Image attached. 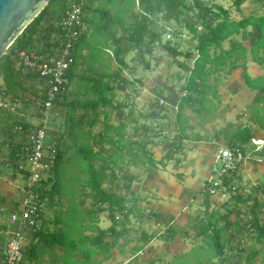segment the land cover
Masks as SVG:
<instances>
[{
    "label": "crops",
    "instance_id": "1",
    "mask_svg": "<svg viewBox=\"0 0 264 264\" xmlns=\"http://www.w3.org/2000/svg\"><path fill=\"white\" fill-rule=\"evenodd\" d=\"M105 1L107 4L110 2L115 4L109 6L111 9L114 6L120 7L125 2V0H87L86 7L88 5L92 6V17L95 16L96 8L94 9V7L98 5V2ZM216 1L214 0V2ZM135 2L131 8L124 11L125 16L123 17L127 22L135 19V12L140 10L138 0H135ZM222 6L230 11L232 20L238 22L249 19L250 22L241 28L239 33L226 40L221 49L210 52L209 60L204 61L202 88L198 91L191 90L192 99L195 100L197 97L195 103L192 102V99L191 101L183 99V95L187 92L183 89V86L187 81L188 71L193 67L194 61L198 57V52L195 50L197 41L190 40L192 41L191 44L193 43L192 45L195 44L194 48L191 44H189L190 49L186 50L179 46L181 51H191L190 57L178 56L172 58L166 48L159 45L155 49L153 57L149 58L150 69L137 70L139 76L149 74L155 76L157 74V79L154 80L152 86L156 94V101L151 105L152 111H140L139 119H135L129 117L132 109L127 112L126 106H124L121 109V115H116L115 120L113 117L114 112H112L111 123L117 125L123 122L126 125L125 130L133 124V129H137V138L149 140L150 145L154 143L155 139H158L157 134L162 133L164 136L161 135L154 145L161 146L165 142L169 143L168 150L171 152L169 159L166 160V154L163 158H154V152L150 150L157 162L162 160L164 163H159L162 166L157 165L155 168L145 169L142 167L144 170L139 180L141 185L144 186L145 194L141 195L138 190L130 192V195L135 194L137 208L130 212L124 224L122 222L124 228H122V224L115 227L114 230L120 232V237L115 246L109 252H100V254L99 252H93L92 260L88 263L83 258V252L76 251L68 254L58 243L53 246L43 244L41 240L44 233H61L66 230V225L57 221V217L62 215L67 208V197L56 195L53 200L45 199L44 210L35 228L22 229L24 257L28 255L31 258L30 264H151L152 262L154 264H177L178 258L188 256L190 252H208L211 248L207 242H205L204 247L202 246L203 243L201 244V242L203 240L201 237L196 236L197 229L195 225L198 223L197 215H200L204 209L201 194L207 191L204 187L206 179L204 183L199 185L200 187H195L188 182L187 185H184L168 178L166 169L169 168L171 160H178L175 156L179 152L185 156L187 163L186 165L178 163L175 169L187 166L188 158L191 156L199 160L204 159V162L212 167L218 150L223 147H237L244 155V160L236 169L234 179L229 182V185L235 188L233 194L238 195V197L229 198L231 196L230 192L228 193L222 189L214 193L211 198L210 210H218L222 215L229 213L228 220L234 223L225 231V235L231 238L232 241L230 240L231 242L226 245L224 252H264V235L259 234L258 231L249 232V229L244 228L245 224L249 223L247 222L249 218L254 219V215L256 216L255 221L257 219L260 225L264 224V0H246L239 9L233 6L230 7V5ZM235 12L236 14L233 15ZM160 15L161 13H158L157 16ZM84 17H86L85 13ZM84 24V30L79 40V45L82 46L81 56L78 59L79 66L75 68V72L80 73L85 67V55L89 53L90 49L98 50L96 53V55L98 54V60L94 64L96 71L105 72V66L115 69L113 64L116 66V63L109 59V54H111L109 40H106L109 47L104 48L106 47V33L101 34L104 37L102 41L94 42L92 40V28H87L86 23ZM158 24L161 25V21ZM52 27L50 26L44 31L48 33ZM186 36L190 39V36L187 34ZM60 41L62 42L61 39ZM60 41L52 43V46L48 47L49 42H54L53 36H50L49 42L43 41L39 46L47 48V55L58 54L61 47ZM101 50L106 53H101ZM162 51L166 58L170 59L169 62H166V67L171 68L176 65L181 72L185 73V79L183 73L176 72L172 73L171 76L167 75L166 80L171 85L162 84V79H164L163 61L160 60L162 59ZM130 54L126 56L128 65H137L136 62L130 59L131 57L129 58ZM152 61H155L154 65ZM169 77H171V80ZM174 78L179 82L184 79L183 84L181 86L174 85L173 82H170ZM77 81L81 82L83 80L79 76ZM123 87L118 85L117 88L122 89ZM175 87H177L176 93H179L178 96H175ZM166 92H171L172 97H167L163 102L162 97L166 95ZM118 111L116 110V112ZM169 112L174 113L173 122L168 120L167 114ZM147 113H151L154 118L145 119L142 117L143 114ZM133 121L135 123H132ZM148 126L151 129L150 133L146 135ZM48 135L47 141H49ZM148 135H150L149 138ZM22 136H20L21 140L10 138L7 140L8 142L5 141L6 143H3L4 140L0 141L1 150L4 146L8 148L7 155L0 157V165L5 167L6 172H10L9 174H16V176L12 174L11 177L8 175L7 184L0 185L3 186L0 188V213L2 216L5 211L9 212V216L16 203L24 195L21 186L19 190L14 186L13 180L17 177V172L12 170H15L13 161L17 157H12L9 152L11 147H16V153H20L19 150L21 147L23 149L24 143V137ZM55 141L53 136V142L49 143L48 148H52ZM102 149H107V152H102ZM96 150L107 156L112 154L114 149L102 145ZM190 153L191 155H189ZM206 153H208V156L205 155L202 159L200 154ZM45 158L47 162H50L48 157ZM10 166L13 167L12 170L9 169ZM129 173V167L115 170L116 183L120 186L121 194L123 192L120 179L126 178ZM2 174H0V183L3 177ZM209 175L207 174V177ZM19 176L22 180L21 175ZM133 178L131 177L132 181ZM135 178L137 179V176ZM155 178L156 184H153L151 180H155ZM187 180L190 182L189 179ZM227 187L224 186V188ZM14 195L15 197L18 195L20 199L16 198L15 200ZM196 197L200 199V202L193 209L194 201H198ZM224 197L225 200L219 205L218 201ZM162 198H174L175 201L170 200L166 202L167 205H162ZM86 206L83 205L82 207L84 212H87L93 218L92 213L89 212V202ZM147 206L149 207L147 208ZM223 209L225 212H222ZM96 218L97 220L90 222V228H87L84 232L83 223L82 225L79 224L80 229L73 232L76 240L80 239L82 234H85L89 236L90 241L95 245L94 237L99 233L102 234L104 243L114 241L117 233L114 230L113 232L109 231L112 220L108 215V211L98 209ZM223 222L224 220H221V225ZM236 223L242 228L241 234L237 232L240 228L237 227ZM3 228L5 232L0 234V248L3 247L11 233L19 229V225L15 223ZM147 239H149L148 242H146ZM157 242H160V248H156ZM195 242L197 244L194 246ZM96 243L101 245L100 242ZM62 246L69 245L63 242ZM182 252L187 253L180 255ZM25 258L24 263L28 264L27 257ZM0 264H2L1 254Z\"/></svg>",
    "mask_w": 264,
    "mask_h": 264
},
{
    "label": "trees",
    "instance_id": "2",
    "mask_svg": "<svg viewBox=\"0 0 264 264\" xmlns=\"http://www.w3.org/2000/svg\"><path fill=\"white\" fill-rule=\"evenodd\" d=\"M57 0H47V4L40 14L25 28V30L17 37L13 44L9 47L7 54L0 58V70L3 73V81L5 89L2 92L4 97H10L14 105L23 102L24 105L29 103L25 96L26 92L30 90L32 97L37 102L43 101L45 98V87L43 80L39 76L30 71H22L20 66H16L19 62V53L22 51H32L37 54L47 55V48H41L39 44L43 41H50V36H54V42H49L48 47L52 43L62 39V32L54 26L50 32H45L42 24L46 18H50L55 12L51 13V7ZM64 5H70L75 0H62ZM203 0H138L140 10L135 12L136 18L126 23H119V29H115L114 33H107L105 41L109 40L111 54H109L110 61L116 63V68L111 69L110 66H105V72L95 70V62L98 60L96 55L98 50L90 49L89 53L85 55V67L80 73L75 72L78 66V59L81 56L80 41L72 50L73 64L67 71L69 79V86L64 92H61L54 101V106L58 105L65 110L64 121L62 123L54 124L55 127L61 129V132L54 135L58 137L59 142H62V148H57V144L52 148H47L50 151L48 157L52 161V165L47 171V176L40 182V186L36 190L39 198L44 201L53 200L56 195H62L63 190L58 187L61 177L59 170L64 161L77 156L81 159L78 163L80 170V190L77 191L76 197L67 194L68 206L62 215H58L57 221L66 225L68 232L61 233H44L42 235L43 244L53 246L58 243L65 252H83L84 260L91 262L93 252H109L115 246L120 237V232H116V226L124 224L127 221L131 211H134L136 206L135 194L126 197L120 193V186L116 183V169H127L129 166L144 167L145 169L155 168L157 165L164 162H157L153 158V153L150 151L149 140L134 138H127L125 133V123L121 122L117 125L111 123L112 110H118L123 107V103L115 100V92L118 85L124 86L130 84V80L124 78L123 70L132 71V66L128 65L126 56L133 53L132 61L136 62L143 69H150L149 58L153 57L157 46L165 47L172 58L178 56L190 57V52L181 51L177 42L172 40L181 38L182 31L185 29L190 40H196L197 44L195 50L198 52V57L195 59L193 67L188 71L187 81L183 89L187 92L183 95V99L191 101L193 94L191 90H200L202 88V75L204 61L209 60L210 52L217 51L222 48L226 40L231 39L232 36L240 32V29L246 26L249 19L234 21L230 17V11L224 8L221 4L211 0L210 3L204 4ZM246 0H231L232 6L239 9ZM68 5V6H69ZM86 7V6H85ZM85 12V8H84ZM158 13L167 17L169 20L179 26L178 30H168L163 24L159 25L160 18ZM57 17L60 15L57 13ZM83 13V20H84ZM85 22V21H84ZM120 31V32H119ZM169 32L173 35L172 39H167L162 42V37ZM119 33V34H118ZM168 33V34H169ZM81 38V37H80ZM80 40V39H79ZM107 49L108 43L105 42ZM109 47V46H108ZM103 53L104 50H101ZM99 53V54H101ZM106 53V52H104ZM96 57V58H95ZM183 66L185 64H182ZM81 77L83 81L78 82L79 90L75 93L70 91V87L74 79ZM25 79L36 81L41 85V88L35 86H25ZM40 79V80H39ZM140 79L133 80V84ZM34 84V83H33ZM73 94L72 98H69ZM84 95L83 99H80ZM197 99V97H196ZM196 99H192L195 103ZM181 106V104H180ZM0 111H4L0 108ZM7 112V111H6ZM10 112V111H8ZM18 114V113H17ZM145 119L152 118L151 113L143 114ZM154 118V117H153ZM26 121L15 120L11 124H5L3 127L9 136H12L14 126H26ZM96 128V131H95ZM151 127L148 126L146 130L150 133ZM137 130V129H136ZM49 132V130H48ZM148 138L150 135L147 136ZM147 138V139H148ZM63 140V141H62ZM7 142V141H6ZM3 142V143H6ZM6 145V144H5ZM8 145V144H7ZM102 145L112 147L113 153L107 156L102 155L99 150H96ZM237 148V147H230ZM12 149V150H11ZM16 147L10 148L9 152L12 157H17ZM22 149V147H21ZM21 149L19 150L21 152ZM169 153L166 159H169ZM71 160V159H70ZM236 170L234 172L220 176L216 180V184L212 186L216 193L224 189L231 197H238L233 194L234 187L229 185L231 179H234ZM67 176V175H66ZM59 180V181H58ZM109 186H105V184ZM204 187H207V181ZM224 186H228L224 188ZM85 189H88L86 191ZM202 193V192H201ZM225 194V193H224ZM214 194L205 191L201 194L202 206L196 223V236L207 240V244L211 248L212 254H201V252H190L188 256L178 258L177 264H213V257H220L228 260V252H224L226 245L232 241L231 238L225 235V231L233 222L228 220V214H220L218 210H210L212 203V196ZM74 198V199H72ZM89 199V212L92 213L93 218L87 212H84L83 205L85 200ZM108 211V215L112 220V226L109 231L113 230L117 233L114 241L103 242L102 234H97L95 245L90 241L89 236L82 234L80 239L73 236L74 230L80 229L79 224L83 223V232L90 228V222L97 220V210ZM249 218L245 229L248 231H258L259 234L264 235V224L260 225L256 219ZM60 219V220H59ZM252 219V220H251ZM65 220V222H64ZM221 220H224L221 225ZM254 221V222H253ZM253 222V223H251ZM65 223V224H64ZM121 225L124 228V225ZM237 227L240 225L236 223ZM35 228V227H34ZM242 228L237 232L242 233ZM239 234V235H240ZM231 240V241H230ZM52 241V242H50ZM149 239L146 240L148 242ZM63 242L71 246H62ZM96 242H100L97 244ZM70 243V244H69ZM230 250V249H229ZM256 253L253 252V256ZM234 255V254H233ZM251 256V257H253ZM189 261L187 262V258ZM203 257L205 260H202ZM249 257V259L251 258ZM86 263V264H88ZM151 264H154L152 262ZM161 264V263H158ZM228 264V263H227Z\"/></svg>",
    "mask_w": 264,
    "mask_h": 264
},
{
    "label": "rangeland",
    "instance_id": "3",
    "mask_svg": "<svg viewBox=\"0 0 264 264\" xmlns=\"http://www.w3.org/2000/svg\"><path fill=\"white\" fill-rule=\"evenodd\" d=\"M97 1V0H96ZM231 0H217L216 3H221L222 5L225 6H232L231 5ZM135 0H125V2L120 6H114L112 9L110 8L112 5H115L113 2H110L109 4H107V2H98V5H96V7H94L95 11V16H93V12L92 11V6L88 5V7H86L85 9V14L86 17L84 18V21L86 23L87 28H92L93 33H92V40L94 42H99L102 41L104 39V37L102 35H104V33H114L116 30L115 29H119L118 24L119 23H126L127 21L125 20V16L124 15V11L128 8H131L132 5H134ZM204 4L206 3H210L211 0H203L202 1ZM87 4V3H86ZM67 4L66 6L64 5V2L62 0H57L56 2H54L52 4L51 7V13L52 10L53 12H55L52 16H50V18L47 19L46 22H43V29H47L50 28V26H55L56 22L60 23L61 21V16L64 13V11L68 8ZM110 6V7H109ZM115 11V12H113ZM59 14L60 16L57 17L56 14ZM236 12L233 14L235 15ZM161 21V24H163L164 26H167L168 30H171L170 33L173 30H178L179 26L176 25L174 22H171L167 17L162 16V14L159 16ZM187 31L185 29H183V34L181 36V38L174 39L172 40L173 43L177 42L179 44V46L181 48H183L184 50L186 49H190L189 48V44H191L192 41H189L186 33ZM169 32H167L163 37H162V42H164L167 39H172L173 35L172 34H168ZM102 34V35H101ZM53 40H54V36H53ZM60 40H58L57 42H59ZM61 42V41H60ZM193 44V43H192ZM191 44V45H192ZM40 45V44H39ZM195 44L192 45V47L194 48ZM163 52V51H162ZM160 53V52H158ZM56 55V54H54ZM161 58L160 60L163 61L162 63V70H164V79H162V84H166V85H171L170 83L167 82L166 78L167 75L171 76L172 73H183V78L185 79V73L181 72V70L176 66L173 65L171 68H169L168 66L166 67V62L170 59L166 58V55L163 53H161ZM133 53H131L129 55V58L132 60L133 58ZM128 58V59H129ZM155 61H152V64L154 65ZM16 66H19V64L17 63ZM79 66V63H78ZM132 66V71H129L128 69L124 71V73L122 72L124 78L128 79V81L130 82L129 85H125L122 89L117 88V91L115 92V100L117 102H121L123 103V107L126 106V110L127 112L132 109V113L129 114V117H133L135 119H139L140 117V111L143 112H150L152 111L151 109V105L153 104V102L156 101V94L153 91V84H154V80L157 79L156 75L154 76V74H149V75H138L137 70L142 69V66H140L139 64L137 65H130V67ZM113 68H116V66L113 64ZM164 68V69H163ZM171 77H169L170 79ZM140 79V81H136L133 84V80H137ZM184 79L182 81H178L176 78H174L172 81L174 85L178 84L179 86H181L184 82ZM171 80V79H170ZM34 83V84H33ZM25 86L29 87L28 89L31 88V86H35L37 88H41V85L39 84V82L37 83L35 80L31 81L30 79L27 80L25 79ZM5 89V84L3 81V73L0 70V96H3V98H5V102L9 104V107H14L11 110H9L10 112H6V111H0V141L4 140L7 141L8 139L12 138V139H16V140H21L22 138L20 136H22L19 133H13L12 131V136L7 135V133L5 132L4 129V125L7 124H11V122H15V120H24V121H34V122H38V116L36 115L35 112V105L37 103V100L32 97V94L30 92V90H28L25 94L26 98H27V102L29 100V103L25 104L23 102H19V104L14 105L10 99V97H4V95H2L3 90ZM79 90V85L77 84V79H74V81L72 82V85L70 87V91H72L73 93L77 92ZM177 91V87H175L174 92L176 93ZM166 95H164V97H162V101L164 102L165 99L167 97L171 98L172 93L171 92H166ZM179 94V93H178ZM178 94L176 93L175 96H178ZM74 95L71 94V96L69 98H72ZM84 95L81 96L80 99H83ZM122 107V108H123ZM118 109L116 112V110H112V112H114L113 117L114 120L116 119V115H121V109ZM52 113L49 117L48 120V130H49V141H47V148L49 147V143L51 144L53 142V136L55 134H58L61 132V129H58L57 127H55L54 124H58V123H62L64 121V116H65V110L63 108H61L58 105H55L52 109ZM130 112V111H129ZM19 113V114H17ZM23 115L24 117L20 116ZM168 116V120L171 122H173V117H174V113H170L167 114ZM170 118V119H169ZM111 119H112V115H111ZM132 123H135L134 121ZM133 124H131V127L125 130L126 133V137L127 138H136L137 137V133L136 130L133 129L132 127ZM96 131V128H95ZM20 135V136H18ZM53 135V136H52ZM162 136H164L162 133H158L157 137L158 139H155L154 143L152 145H149V148H151L150 150H152L154 152V158L155 157H164V155L169 153L168 150V145H170L169 143L167 144L165 142L164 145H159L156 146L154 145L155 143L158 142L159 138ZM23 137V136H22ZM156 137V138H157ZM55 142L54 144H57V148H62V142H59L58 137L55 138ZM161 140V139H160ZM63 141V140H62ZM8 142V141H7ZM44 150V156L45 157H49L50 156V151L48 149ZM107 149H102V152L106 153ZM168 150V151H167ZM8 148L7 147H3L2 150L0 149V157L3 155H7ZM191 155V153L189 154ZM205 155L208 156V153L206 154H200V157H202V159L205 157ZM176 159L178 160H171L169 162V168L166 169L167 171V176L170 179L176 180L181 184L187 185V182L189 184L194 185L195 187H200L199 185H201L202 183H204V180L208 179L209 176L212 173L213 170V166L209 167L208 164L206 162H204L203 160H199L196 157H189L188 160V165L185 167H180V168H176L175 166L178 165V163H181L182 165H186V160H185V156L182 153H178L175 156ZM1 159V158H0ZM71 159V160H70ZM68 161H64L61 164V167L59 168V170H54V171H58L61 173L62 176L61 177L63 179H60L58 187H61L64 191L62 195H65L67 197V194L69 193L70 198L71 197H76L78 195L77 191L80 190V168L78 169V163L81 162V159L78 158L77 156L70 158ZM182 160L181 162L179 160ZM168 160V159H166ZM1 162V161H0ZM160 165V164H159ZM162 166V165H160ZM13 167H9V169L12 170ZM130 168V173L128 174V176H126V178L124 179H120L121 183H122V192L124 195L130 197V192L133 190H138V192H141V195L145 194V189L144 186L141 185L139 177H141L142 172L144 170V168L142 167H137L134 168L133 166H129ZM7 169L5 167H3L2 165H0V174L5 173L4 175L2 174V178H1V183L0 185L4 186V183L7 184V176L10 175V177L13 175L16 176L15 173H11L9 174L8 172H6ZM12 171H16V170H12ZM17 172V177L14 178V183L16 186L15 188H17L19 190V187L21 186L23 189V180H21L20 178V173L18 171ZM48 173H46L45 177L47 176ZM207 174H210L207 177ZM67 175V176H66ZM135 176H137V179L135 178ZM131 177L133 178V181L131 180ZM189 179L190 182L187 180ZM151 182H153V184H156V178L155 180H151ZM5 184V185H6ZM9 185V184H8ZM7 185V186H8ZM3 186H0V188H2ZM105 186H109L107 183L105 184ZM86 191H88V189H85ZM147 195V194H146ZM148 197H150L149 195H147ZM156 197V196H154ZM16 198L19 200L20 198L18 197V195L15 197L14 195V199L16 200ZM227 198V197H226ZM69 199V198H68ZM67 199V201H68ZM74 199V198H72ZM198 199V201H194V208H196V206L198 205V203L200 202V199L198 197H196V200ZM175 201L174 198H162V205H167L166 202L168 201ZM225 200V197L222 198L220 201H218V204L220 205L223 201ZM89 199L85 200L84 206H86V204H88ZM152 204V203H151ZM187 205V204H186ZM185 205V206H186ZM62 206V205H61ZM184 206V208H185ZM87 207V206H86ZM149 206H147L148 208ZM193 209L191 210L193 212ZM222 212H225L224 209ZM8 211L4 212V220L7 219L8 216ZM243 219V218H242ZM223 224V223H222ZM233 230V229H232ZM231 230V231H232ZM66 232H68L67 228L65 230ZM202 238V237H201ZM202 246L204 247L205 242H207V240L202 238ZM198 241V240H197ZM164 243V242H163ZM161 243V244H163ZM199 243V241H198ZM197 244V242H195L194 246ZM228 247V246H227ZM156 248H160V242H157L156 244ZM237 250V249H236ZM235 250V251H236ZM211 249H209L208 252H201V254H205L207 255L208 253L212 254V252H210ZM187 252H182L180 255L185 254ZM256 254L253 256V252H228L227 257H229L228 260H225L224 258H220V257H213L212 261L214 262L213 264H264V252H255ZM234 254V255H233ZM253 256V257H251ZM25 257H27L28 260V264H30V260L31 258L26 255ZM180 257V256H179ZM249 257H251L249 259ZM189 261V257H186ZM26 259V258H25ZM202 260H205V258L203 257ZM206 262H202L201 264H205ZM23 264H25L23 262ZM27 264V263H26ZM169 264V263H168ZM176 264V263H173ZM193 264V263H191ZM195 264V263H194ZM199 264V263H198Z\"/></svg>",
    "mask_w": 264,
    "mask_h": 264
},
{
    "label": "built area",
    "instance_id": "4",
    "mask_svg": "<svg viewBox=\"0 0 264 264\" xmlns=\"http://www.w3.org/2000/svg\"><path fill=\"white\" fill-rule=\"evenodd\" d=\"M87 0H75L61 16L60 23L55 28L61 30L62 42L60 52L56 55H42L35 52L22 51L19 53V66L22 71L36 73L43 81L45 98L37 102L35 112L38 122L26 121V126H14L13 133H19L24 137L23 149L13 161L15 170L18 171L24 182L23 197L4 222L0 213V234L4 233V226L17 223L19 229L12 232L1 249L2 264H23L24 262V236L22 229H33L45 207V201L36 193L40 182L52 161H46L44 150L47 148L48 120L54 107V101L59 93L64 92L69 86L67 71L73 64L72 50L79 41L84 30L83 13ZM40 80V79H39ZM0 108L9 111L5 98L0 96ZM19 114V113H18ZM21 117H24L20 114ZM244 160V155L238 148L223 147L215 156L213 170L205 188L210 193H216L212 188L220 176L234 172Z\"/></svg>",
    "mask_w": 264,
    "mask_h": 264
},
{
    "label": "water",
    "instance_id": "5",
    "mask_svg": "<svg viewBox=\"0 0 264 264\" xmlns=\"http://www.w3.org/2000/svg\"><path fill=\"white\" fill-rule=\"evenodd\" d=\"M46 4L47 0H0V58Z\"/></svg>",
    "mask_w": 264,
    "mask_h": 264
},
{
    "label": "bare ground",
    "instance_id": "6",
    "mask_svg": "<svg viewBox=\"0 0 264 264\" xmlns=\"http://www.w3.org/2000/svg\"><path fill=\"white\" fill-rule=\"evenodd\" d=\"M22 190V189H21Z\"/></svg>",
    "mask_w": 264,
    "mask_h": 264
}]
</instances>
